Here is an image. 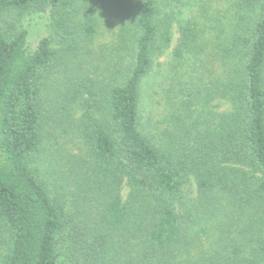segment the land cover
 <instances>
[{
	"label": "trees",
	"instance_id": "trees-1",
	"mask_svg": "<svg viewBox=\"0 0 264 264\" xmlns=\"http://www.w3.org/2000/svg\"><path fill=\"white\" fill-rule=\"evenodd\" d=\"M174 33L187 77L160 105ZM0 244V264H264V0H0Z\"/></svg>",
	"mask_w": 264,
	"mask_h": 264
},
{
	"label": "rangeland",
	"instance_id": "rangeland-1",
	"mask_svg": "<svg viewBox=\"0 0 264 264\" xmlns=\"http://www.w3.org/2000/svg\"><path fill=\"white\" fill-rule=\"evenodd\" d=\"M22 25L23 28L29 32V43L31 44V46H35L39 39H41L42 37L49 36L52 33L51 28L48 27V20L46 16L43 15L42 16L37 15V17L33 16L32 18H27L23 21ZM106 26L107 25L101 26V29H99V33L95 38V42L98 45H99V41H103L105 37L109 36V33H107L106 30ZM177 37H178L177 33H174L173 41L168 47L166 55L165 56L162 55L159 58V62H163L164 64L162 65V67H157L155 70V77L158 84L156 83L151 90H148L147 88L145 93V94H150L152 96L153 101L159 102L160 105L165 103L163 99H165V96L167 95V91H169L171 88L175 86H179V82L181 81H182L181 84L183 85L185 78L187 77L186 73L182 75L183 74L182 70H180V72L176 74L177 76L175 78L170 76V73L167 74L170 68L165 63H169L168 54L175 46ZM101 69H102L101 72H103L104 68L101 67ZM48 152L49 151L46 150V152H44V154L41 155L39 159L40 165L37 163L40 166L41 172L44 171L42 170L44 168V164H47V158L45 155L48 154ZM1 248L5 249V247H1Z\"/></svg>",
	"mask_w": 264,
	"mask_h": 264
}]
</instances>
